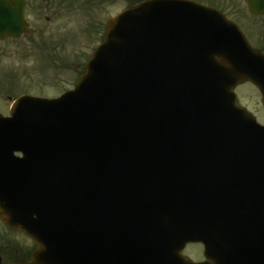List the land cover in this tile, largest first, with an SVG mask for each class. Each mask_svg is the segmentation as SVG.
I'll use <instances>...</instances> for the list:
<instances>
[{"label":"water","instance_id":"water-1","mask_svg":"<svg viewBox=\"0 0 264 264\" xmlns=\"http://www.w3.org/2000/svg\"><path fill=\"white\" fill-rule=\"evenodd\" d=\"M249 5L252 12H264V0ZM187 11L159 0L133 6L108 22L106 42L86 65L76 91L51 101L20 98L11 117L0 115V219L37 245L26 264H96L92 248L103 249L114 239L107 205L113 161L154 153L162 131L173 130L179 120L200 122L208 132L217 126L222 144L215 152H263L246 146L258 129L227 93L245 80L262 90L264 74L253 67L256 50L232 45L237 58L221 55L222 70L187 63V56L200 52L193 46L198 26ZM24 26L23 0H0V38L18 36ZM184 67L194 90L202 72L201 80L212 87L201 97H184L179 106L177 80ZM216 80L223 96L216 95ZM83 206L92 208L93 222L81 217Z\"/></svg>","mask_w":264,"mask_h":264},{"label":"rangeland","instance_id":"rangeland-1","mask_svg":"<svg viewBox=\"0 0 264 264\" xmlns=\"http://www.w3.org/2000/svg\"><path fill=\"white\" fill-rule=\"evenodd\" d=\"M126 1L127 0H112L111 3L100 7L96 11V14L90 17L81 10L80 13H72L69 18L72 17V19L79 25V28L74 32L56 34V32L47 31L42 33L39 37L47 42L48 47H53L54 49L39 48V46L43 44V41L40 40L38 45L35 42L32 44L29 42V36L21 40L28 43L29 48H34L31 51H28L24 46L18 44H15L14 46L12 42H0V112L3 115H7L9 102L11 101L8 97H11L12 99L14 94H18V92L8 94L5 92H12L15 88H18L21 85L31 86L34 77H38V79L41 78L38 72L41 73L45 71L47 76L50 74V71H47V54H56L57 57H62L63 59L68 60L70 64L72 61L74 63L76 57H78V62L75 67H71L68 64L62 69L64 82H66L65 85L71 86L75 81L76 76L82 71L83 65L90 57L96 45L101 42L104 31V22L108 17L125 8L127 5ZM239 3L241 4V2ZM222 6L227 10L224 5ZM228 9L231 11L233 7L231 6V8ZM29 12L32 11L30 10ZM237 16H242V12L238 13ZM86 20L90 23H96L97 26H95L96 24H93L90 28H85L80 25V23L87 22ZM62 21L63 20L59 21L57 25L60 26ZM64 25L67 27L66 22H64ZM244 27L250 34L254 31L251 24L244 23ZM72 29L73 28L69 27L68 31H72ZM61 37H66L64 39L67 41V44L60 39ZM252 40L254 43H257V39L254 38V36H252ZM32 51H34V53H31ZM38 65L42 67L38 69ZM34 73L35 75H33ZM62 80L63 78L60 77L55 82L49 83L43 88L39 87L36 90L42 89L46 94H54L60 91V83ZM235 93L237 96V102L251 111L256 116L259 123L264 124V109L260 103L258 90L249 83H244L236 87ZM14 235H11L9 239L12 240L13 244H15L16 240V246L18 248L15 249L21 250L31 248L32 244L30 240L24 239L22 235H19L18 233H15Z\"/></svg>","mask_w":264,"mask_h":264},{"label":"flooded vegetation","instance_id":"flooded-vegetation-1","mask_svg":"<svg viewBox=\"0 0 264 264\" xmlns=\"http://www.w3.org/2000/svg\"><path fill=\"white\" fill-rule=\"evenodd\" d=\"M94 1L93 5H89L86 7V11L84 12L88 17L93 16L91 12L92 7L94 6L95 10H98L99 7L103 5L111 3L112 0H91ZM203 5L215 8L219 10L227 19L236 23L243 34L245 35L249 44L253 47H256L264 52V14L259 16H251L247 11L246 4L244 0H192ZM241 2V4L239 3ZM84 5V0H26L25 4V12H26V21L28 23V32L24 36L18 39V41L13 40V45L15 44L24 46L28 51H31L34 48H29V44L23 42L21 39H25V37L29 36V42L34 44V42L38 45L40 40L45 42L39 36L45 32H56L57 33H67L68 28L77 29L79 26H74L76 23L72 17L69 18L72 13L77 14V11H82ZM224 5L226 9L222 6ZM233 7L231 11L228 8ZM32 12H29V11ZM242 12V16L238 17L237 14ZM245 16V18H244ZM61 25H57L59 21H61ZM64 22H66L67 27H65ZM244 23L251 24L253 26V32L250 34L246 28L244 27ZM47 24V25H46ZM96 24V23H93ZM97 26V24L95 25ZM32 34V35H31ZM252 36L257 39V43H254L252 40ZM21 40V41H19ZM54 49V48H53ZM58 62V63H56ZM78 62V57H76L75 62L70 64L68 60L63 59L62 57H57L54 54V59L51 63L52 71L47 76L44 74H39L40 79L38 77H34L31 86H20L15 90L17 92H28L30 94H43L42 89L49 83L55 82L60 77L63 78L60 85H65L64 83V75L62 73V69L66 65H70L71 67H75ZM22 88V89H21ZM20 89V90H19ZM198 248L188 249L183 251V255L187 256L192 263H204V264H216L217 260L214 258H205V252L200 248L199 245H196ZM238 254L244 255L248 254V251H238ZM210 254H233V252L228 251H212ZM27 256H24L23 259L19 258V254L17 250L4 249V244L2 239H0V264H19L20 260H26ZM224 263L229 264H244V260H224ZM247 262V261H246ZM255 264H259V260L255 261Z\"/></svg>","mask_w":264,"mask_h":264}]
</instances>
